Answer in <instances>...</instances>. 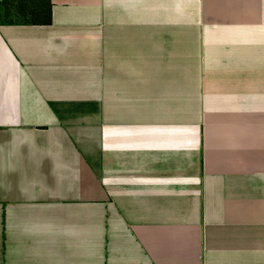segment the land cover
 Returning a JSON list of instances; mask_svg holds the SVG:
<instances>
[{"label":"crops","instance_id":"obj_1","mask_svg":"<svg viewBox=\"0 0 264 264\" xmlns=\"http://www.w3.org/2000/svg\"><path fill=\"white\" fill-rule=\"evenodd\" d=\"M16 4L0 264H264V0Z\"/></svg>","mask_w":264,"mask_h":264},{"label":"rangeland","instance_id":"obj_2","mask_svg":"<svg viewBox=\"0 0 264 264\" xmlns=\"http://www.w3.org/2000/svg\"><path fill=\"white\" fill-rule=\"evenodd\" d=\"M23 2L26 1V0H22ZM32 1V7L30 5H26L24 3H21L17 0V4H16V11H20L22 9H31V8H34L35 9V5L36 6H40V8L38 9V12L37 13H30V14H27V15H20L18 18L20 19H33V20H39V19H42L43 17H45V13H43L45 7H44V4L45 2H47L48 0H30Z\"/></svg>","mask_w":264,"mask_h":264}]
</instances>
